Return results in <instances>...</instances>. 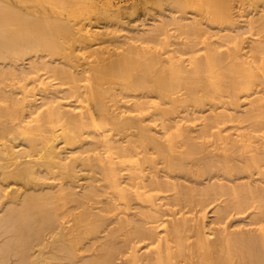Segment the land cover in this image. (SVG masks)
<instances>
[{
  "label": "bare ground",
  "instance_id": "6f19581e",
  "mask_svg": "<svg viewBox=\"0 0 264 264\" xmlns=\"http://www.w3.org/2000/svg\"><path fill=\"white\" fill-rule=\"evenodd\" d=\"M125 4L0 0V264H264V233L211 226L233 211L257 209L245 225L264 217V137L239 124L224 134L252 119L264 130V0ZM139 5L160 18L128 34ZM187 163L200 178L238 169L249 180L158 202L152 193L182 190L171 173ZM134 199L149 209L130 212ZM182 201L199 209L172 221L166 206Z\"/></svg>",
  "mask_w": 264,
  "mask_h": 264
},
{
  "label": "rangeland",
  "instance_id": "374dc122",
  "mask_svg": "<svg viewBox=\"0 0 264 264\" xmlns=\"http://www.w3.org/2000/svg\"><path fill=\"white\" fill-rule=\"evenodd\" d=\"M115 1V4H117V5H126L125 3H127V5H130V3L133 1V0H114ZM129 3V4H128ZM140 6L141 5H139V7H138V11L137 10H135L136 12H133L132 14H130V15H124L125 16V23H126V27L124 28L125 30V32H127L128 34H132V32H135L136 30H142L144 27H143V24H146V26H149L151 23H152V21H153V18H160L159 17V15L155 12V11H144V8H143V6H142V9L140 8ZM139 8H140V10H139ZM261 9L262 8H260V7H258V9L257 10H259V12L261 11ZM154 12V13H153ZM153 14H156L155 16H153ZM165 14H167L168 15V17H170V11H169V9H167L166 11H165ZM127 16V17H126ZM189 18V20L191 19V17H190V15H187ZM256 16H257V18H258V16H259V14H256ZM255 16V17H256ZM206 17V18H205ZM204 17V19H205V21L207 22V23H209L210 25H212V28H213V31H215L216 29H218L219 27H223V25H219L218 26V24L219 23H215V24H212L213 22H210V18L208 17V16H205ZM207 17H208V20H207ZM102 22V25H101V29H103V30H105L106 28L104 27V25H103V22H105V21H101ZM217 24V25H216ZM216 28V29H215ZM170 33H172L173 35H174V37L171 39L172 41H175V42H177V43H181V42H188V40L189 39H184V37H182V36H178V35H176V33L177 32H175L174 30H171V32ZM260 36H256V37H254V38H259ZM194 39V38H193ZM193 39H192V41H193ZM190 41V40H189ZM190 43V42H189ZM136 44H139V42H137ZM173 47H178L179 45L178 44H175V45H172ZM201 45H199V46H197V47H200ZM223 50V49H222ZM225 50H227V49H225ZM194 53V52H193ZM203 55V52H199V53H196V55L197 56H199V55ZM188 54H186V55H183L182 57L184 58V59H188ZM187 62V61H186ZM185 62V63H186ZM25 63H27V61L25 62ZM189 67V66H188ZM261 88H264V86H262ZM135 94H137L139 97H140V100H143V99H145V98H147V97H145V96H143V91H140V90H138V91H136V92H134ZM179 93H182V91H180ZM222 100V99H221ZM223 100H224V98H223ZM218 101H220V100H218ZM248 108H250V109H248L249 111L251 110V108L253 109V107L251 106H248ZM204 110H206L204 113H205V115L206 116H209V114L211 115V109L209 110V106L207 105V106H205L204 107ZM93 112L96 114V115H98V120L100 121L101 120V117L99 116V115H101V113L97 110V109H93ZM209 113V114H208ZM253 113H255V112H253V110L252 111H250L249 112V114H251V115H253ZM208 114V115H207ZM140 116H144V113H141V114H138V117H140ZM145 116H146V113H145ZM147 117V116H146ZM142 118V117H141ZM141 118H139V119H141ZM253 120L254 119H252V120H249V122L248 121H246V122H243V123H232V122H230V123H227L226 125H225V129L227 130L228 128H230L231 126H235V124L237 125V124H239L240 126L239 127H241L242 126V128H239L240 130V133L243 135V133H244V135H252L253 136V140L255 141V143L256 144H258V143H260L261 141H263V137H264V135L262 134L263 132H264V130H262V132L261 131H254V127L252 128V126H253V124L254 123H252L253 122ZM148 121H144V123H142V124H146ZM245 123V124H244ZM231 124H233V125H231ZM252 126H251V125ZM246 126H248V127H246ZM228 127V128H227ZM224 129V130H225ZM234 129H235V127H232V129H228V131L226 132V130H225V133L224 134H230V132L232 133L233 131H234ZM243 129V130H242ZM252 129V130H251ZM224 130H223V132H224ZM215 131V130H214ZM242 131H243V133H242ZM133 132H135V130H133ZM229 132V133H228ZM253 132V133H252ZM260 132V133H259ZM251 133V134H250ZM223 134V133H222ZM226 134V135H227ZM258 135V136H257ZM262 137H261V136ZM213 137H211V138H208V139H206V146L208 145V143H209V139H210V144L212 143V141H211V139H212ZM214 139V138H213ZM180 145H181V142H180ZM86 147H87V145H85ZM182 146V145H181ZM208 149L210 148L211 150H213V151H216L215 150V140H214V144H212V146H210L209 147V145H208V147H207ZM214 148V149H213ZM180 149H183V147L182 148H180ZM209 149V152H211V150ZM205 151H206V153H208V150H204V152H201V153H199L197 156H198V158L200 159L201 157H203L204 156V153H205ZM212 151V152H213ZM241 152H237V153H235L236 155H238V154H240ZM196 156V157H197ZM197 158V159H198ZM188 163H190L189 161H187ZM199 162V163H198ZM197 163L200 165V161H198ZM186 164V166L183 168V170H182V168H179V169H181V170H179V171H172V173H171V175L173 176V181L174 182H176V183H178V184H180L181 183V186L184 188H182V190H181V187L180 186H178L177 188H175V189H173V190H170V191H168V192H155V193H152L153 195H155V196H159V197H161L160 199H158V202H163V201H168L169 199L170 200H174V199H176V196L178 197V195L179 194H182L184 191H187V190H190L191 191V189H193L192 190V192L194 193H199L203 188H204V186L207 184V183H209V182H212V181H220V182H225V183H227L228 185H231V186H235V185H237V186H241V184H242V186L243 185H245V183L249 180L248 179V175L250 174V173H247L246 174V172L244 173V171H243V173H241L238 169H236V170H233V171H226V173H228L227 175H226V173L225 172H222V170H220L219 172H217V171H213V175H212V173H210V175L208 174V175H203V177H201L200 178V176L201 175H199V177H198V175H197V173H194V175H193V169L191 168V167H189V166H191V164L193 163H191V164ZM195 163H196V161H195ZM198 164H197V167H198ZM232 164V163H231ZM232 165H234V163L232 164ZM235 165H237V164H235ZM189 167V168H188ZM196 165H195V167H194V172H195V170H196ZM187 168V169H186ZM192 169V170H191ZM178 170V169H177ZM186 170V171H185ZM224 171V170H223ZM239 172V173H238ZM252 172V177H253V179H255V178H258V176L260 177V175H257L256 174V171L255 170H252L251 171ZM215 173V174H214ZM216 173H217V175H216ZM225 173V174H224ZM192 174V175H191ZM230 174V175H229ZM216 175V176H215ZM223 177H222V176ZM219 176V177H218ZM257 176V177H256ZM208 180H210L209 182H208ZM57 183V182H56ZM244 183V184H243ZM240 184V185H239ZM186 188V189H185ZM55 189H56V187H55ZM195 189V190H194ZM178 190V191H177ZM198 190H199V192H198ZM179 192V193H178ZM194 193V194H195ZM196 195V194H195ZM180 196V195H179ZM229 197H230V195H228ZM228 196H226L225 195V197L223 196V198H221V199H219L216 203H215V205L216 204H219V203H221V204H223V205H225V204H228L229 203V200H230V198L228 199L227 197ZM225 198H227V203L226 202H223V200L225 201ZM231 198H232V196H231ZM103 201H106V197L104 196V197H102L101 198ZM222 201V202H221ZM232 200H230V202H231ZM264 201V200H263ZM184 202V203H183ZM131 203V204H130ZM129 203V205H130V208H131V210H130V212H134V213H137L138 211H139V207L141 208V210H144L145 209V211L146 210H148L149 208L147 207L148 206V203H146V202H139L137 199H134V201L132 200L131 202ZM192 204H194V203H192ZM192 204H191V206H192ZM214 204H212L211 206H209L208 208V218H207V220H209V221H211L212 220V218H214V214H213V211H216V209H218V206H215ZM222 205V206H223ZM75 206H76V202H70V203H67V204H65L64 205V207H63V209L65 210V209H67V208H69L70 210H72V211H74V212H78L79 210L77 209L76 210V208H75ZM190 203L187 205V202L186 201H182V203L180 204L179 203V205L178 204H175V205H172V206H166V209L167 208H171L172 207V209H170V212L172 211V215H171V217H172V221L173 220H177L178 218L179 219H182V217H185L186 216V218H187V216L190 218V215H191V217H192V214H193V212L195 211V210H198L199 208L198 207H194V211L190 214V213H188L189 212V210H190ZM74 208H75V210H74ZM192 209V208H191ZM255 210H256V212H257V209L255 208ZM255 210L253 209V208H251V209H248L247 211H245V212H241V213H238V212H232L229 216H228V218L226 219V221H225V223H221L220 225H218V226H216L217 225V223L215 222L214 224L212 223L211 224V226L213 225V228H216L217 230L218 229H220V230H222L221 228H224V226H228L229 228H228V231L229 232H231V231H237V233L238 232H242V233H246V234H250L249 233V231H251V235H253V234H255L256 236H261L263 233H264V217H263V219H262V221L261 222H259L258 224H253V225H245V224H247L248 222H250V221H253L254 219H253V217L255 216ZM174 211V212H173ZM192 211V210H191ZM186 212V213H185ZM197 212V211H196ZM177 213V214H176ZM185 216H184V215ZM199 214V213H198ZM175 215H176V217H175ZM111 216H112V214H111ZM178 216V217H177ZM182 216V217H181ZM252 216V217H251ZM115 216L113 215L112 216V218L113 219H116V218H114ZM181 217V218H180ZM175 218V219H174ZM112 219V220H113ZM170 219V218H169ZM185 219V218H184ZM171 220V219H170ZM196 220L197 219H195L194 218V225H195V222H196ZM232 223H233V225H232ZM239 223H240V225H239ZM70 224H72V222L70 223ZM219 224V223H218ZM223 224H225L224 226H223ZM245 225V226H244ZM256 225H257V227H256ZM111 226H113V224H111ZM111 226H109V227H111ZM223 226V227H222ZM239 226V227H238ZM255 226V227H254ZM252 228V229H251ZM253 228H255V229H253ZM216 229H214V230H216ZM239 229H240V231H239ZM256 229L258 230V231H256ZM261 229V230H260ZM263 229V230H262ZM217 230H216V233H217ZM218 231V233L220 232V234H221V231ZM244 231V232H243ZM247 231H248V233H247ZM193 232H195V230L193 231ZM262 232V233H261ZM191 233H192V231H191ZM261 233V234H260ZM119 234H121L120 232H117L116 233V235L118 236ZM193 234V233H192ZM220 234H217L218 236L220 235ZM259 234V235H258ZM218 236H216V239H217V237ZM122 237L123 236H118V241H121L122 240ZM192 241H191V240ZM189 240H188V243L190 244L191 243V245L193 244V242L195 241L196 242V236H193V237H191ZM218 240V239H217ZM214 241L216 242V240L214 239ZM194 242V243H195ZM144 242H141V243H139V245L140 246H144ZM195 245V244H194ZM196 246V245H195ZM194 246V247H195ZM196 248V247H195ZM147 249L148 248H146L145 246L141 249V252H145V251H147ZM123 258H125V257H123ZM122 258V259H123ZM118 263H121V261L120 260H118ZM183 264V263H182Z\"/></svg>",
  "mask_w": 264,
  "mask_h": 264
}]
</instances>
